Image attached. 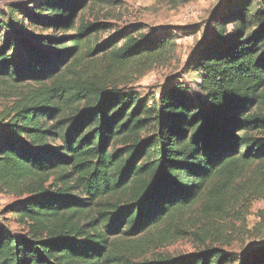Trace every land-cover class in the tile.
<instances>
[{"label": "trees", "instance_id": "1", "mask_svg": "<svg viewBox=\"0 0 264 264\" xmlns=\"http://www.w3.org/2000/svg\"><path fill=\"white\" fill-rule=\"evenodd\" d=\"M87 3L0 9L1 82L35 85L16 95L0 129V191L18 198L8 209L25 231L0 227V264H230L212 247L142 262L123 252L248 172L254 198H264V0H220L187 58L197 79L168 82L152 98L63 71L84 48L141 72L174 50L175 36L135 30L92 46L102 27L84 21ZM24 18L52 34L25 35ZM241 264H264V250Z\"/></svg>", "mask_w": 264, "mask_h": 264}, {"label": "rangeland", "instance_id": "2", "mask_svg": "<svg viewBox=\"0 0 264 264\" xmlns=\"http://www.w3.org/2000/svg\"><path fill=\"white\" fill-rule=\"evenodd\" d=\"M30 0H0V9L11 2L26 4ZM220 0H88L81 10L84 21L99 24L102 28L92 34V46L100 47L121 32L135 30V34L156 33L175 36V47L164 63L141 72L134 64L113 66L103 54L87 55L84 48L78 59L63 65L67 69L82 72L91 77H104L119 88L137 92L142 98L158 96L168 82L192 84L197 75L187 68V58L206 31L205 21ZM29 8H31L29 6ZM80 11V10H79ZM25 35H47L50 31L32 27L24 18ZM70 32V31H69ZM121 42H118V46ZM110 50V49H109ZM13 48L11 56L18 55ZM35 85L23 83L11 86L0 79V129L6 124L8 108L17 94ZM264 92V88H263ZM203 103V98L193 94ZM249 172L235 180L225 195L219 190L208 196H199L187 209L169 223L138 237L140 245L126 250L133 262L153 260L158 257H179L217 248L232 258L230 264H241L258 251L264 250V198H254ZM55 173L49 183H54ZM72 194L79 195L74 191ZM17 197L0 191V227L13 233L23 234V227L16 222L8 206ZM85 218L82 219V223ZM115 236H110L113 238ZM260 249V250H258Z\"/></svg>", "mask_w": 264, "mask_h": 264}]
</instances>
